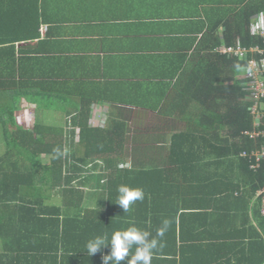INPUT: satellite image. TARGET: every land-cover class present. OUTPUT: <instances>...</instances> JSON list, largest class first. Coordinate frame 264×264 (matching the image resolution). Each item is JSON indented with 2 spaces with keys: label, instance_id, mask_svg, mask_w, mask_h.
Wrapping results in <instances>:
<instances>
[{
  "label": "crops",
  "instance_id": "crops-1",
  "mask_svg": "<svg viewBox=\"0 0 264 264\" xmlns=\"http://www.w3.org/2000/svg\"><path fill=\"white\" fill-rule=\"evenodd\" d=\"M251 1L255 0H0V68L1 55L11 56L1 49L2 38H9L14 41L8 45L14 46L17 61L14 77L24 79L19 93L26 94L19 101L16 121L62 127L68 149L69 142L80 139L76 115L88 102L87 126L124 123L126 150L139 147L123 164L137 165L132 182L147 194L146 203L136 202L139 228L145 229L140 221L148 214L151 224L167 219L174 208H185L189 217L184 231L189 236L202 231L228 235L234 226L237 232L245 225L256 228L264 238L258 219L250 216V222L243 223L244 213L235 225L211 217L206 226L200 217L220 213L224 194L212 193H223L225 184L219 177L226 164H218L220 151L210 147L208 135L196 137L208 129L219 131L221 126L219 118L210 119L199 111L197 98L202 92L197 76L203 71L196 63L209 57L214 36L223 30V19ZM208 29L216 31L214 36H204ZM38 107L58 111L56 118L46 115L55 120L39 118ZM224 131L219 132L223 135ZM180 133L185 142L173 144ZM185 158L195 161V170L186 168ZM209 159L216 161L211 170L206 165ZM95 183L94 177L76 183L88 207L96 205ZM52 198L62 203L60 196ZM228 245L211 256L225 252L230 259L218 258L216 264L244 259L240 247L231 252ZM197 252L191 255L196 257Z\"/></svg>",
  "mask_w": 264,
  "mask_h": 264
},
{
  "label": "trees",
  "instance_id": "trees-1",
  "mask_svg": "<svg viewBox=\"0 0 264 264\" xmlns=\"http://www.w3.org/2000/svg\"><path fill=\"white\" fill-rule=\"evenodd\" d=\"M262 12L264 0L251 1L223 19L220 34L214 36L216 31L208 29L204 36H214V43L208 52L209 57L196 63L203 71V74L196 75L198 90L202 92L197 98L201 109L198 110L210 119L219 118V131L225 130L223 135L216 128L196 135H208L206 141L210 147L220 151L218 164H226L221 173L223 176L219 177L225 184L223 193H212L213 196L224 194L223 204L220 213H203L200 216L206 226L210 224L211 217V220L235 225L244 213L243 223L250 222V216H253L264 227L263 194L257 195V191L264 188V160L257 162L254 156H250L251 152L264 146V96L253 98L249 89L251 77L246 75L250 58L264 59V40L253 27L254 16ZM11 42L14 41L2 38L1 49L10 51L11 56L1 55L0 68V124L4 135L0 155V264H102L101 256L108 252V248L88 256L84 250L85 243L97 235L110 237L113 231L128 227L130 222L138 227L137 204L123 213L115 202L118 186L136 187L132 181L137 176V165L133 163V167H124L123 164L129 154H136L139 147L126 150L124 123L110 122L102 128L87 126L88 102L76 115L80 139L69 142L68 149H65L68 141L62 139V127L39 121L20 125L15 112L26 94L19 93L24 79L14 77L17 61L14 46L8 45ZM239 45L246 49L257 47L262 52L257 50L241 57L221 51L224 47ZM8 65H12V70ZM252 133L256 135L251 137ZM215 134H218L217 138ZM181 135L174 139L173 144L185 142L186 138L179 137ZM54 149H59L60 154L57 155ZM243 152L247 155L241 156ZM44 157L48 159L47 163L43 162ZM187 162L186 168L195 170V161L185 158L184 163ZM215 164L213 159L206 163L210 170ZM100 166L103 169L98 173ZM91 177L95 178L99 192L96 205L88 207L78 195L84 191L76 183L89 182ZM192 185V188L197 186ZM58 196L62 198L61 204L44 203ZM145 196L137 202L141 205L146 203L148 198ZM170 212L172 215L167 217L169 227L161 238L162 246L154 251L151 264H191L190 260H195V264H216L218 258L230 259L225 252L211 256L216 249L225 248L223 245L228 244L226 247L230 248L227 251L240 247L244 254V259H238L236 264L264 263V238L256 228L244 225L243 230L236 232L237 226H234L228 235L204 234L202 231L189 236L184 231L185 218L189 217L185 208H174ZM205 218L209 219L208 223ZM150 219L148 214L140 225L155 236L163 220L150 224ZM194 251H198L196 257L191 255Z\"/></svg>",
  "mask_w": 264,
  "mask_h": 264
},
{
  "label": "clouds",
  "instance_id": "clouds-1",
  "mask_svg": "<svg viewBox=\"0 0 264 264\" xmlns=\"http://www.w3.org/2000/svg\"><path fill=\"white\" fill-rule=\"evenodd\" d=\"M257 15H264V12ZM257 15L253 18V24ZM54 152L57 155L60 154L59 149H54ZM100 165H102L101 162ZM144 196L142 188L122 184L117 188L115 203L119 205L123 213H127L137 201H142ZM168 227L169 221L163 220L153 236L150 231L141 229L130 222L128 227L113 231L110 237L97 235L89 239L85 243L84 250L88 256H92L107 247L108 252L101 256L102 264H151L154 251L162 246L161 238ZM133 249H135L134 252Z\"/></svg>",
  "mask_w": 264,
  "mask_h": 264
},
{
  "label": "built area",
  "instance_id": "built-area-1",
  "mask_svg": "<svg viewBox=\"0 0 264 264\" xmlns=\"http://www.w3.org/2000/svg\"><path fill=\"white\" fill-rule=\"evenodd\" d=\"M254 23L257 25V29L256 30L254 29L255 33L259 34L264 40V15H257ZM259 26H261L260 29H259ZM257 50L258 52H262L261 50L257 49V47H250L249 49H246V48L240 47L239 45L237 47L227 46V47H224L221 51L228 52V53H234L236 56L244 57L246 56L247 53H253ZM247 67L248 68H246V70H249V71L248 73H246V75L248 77H251V80L249 81L250 82L249 89L253 93L252 95L253 98L259 99L260 97L264 96V59L258 61V60H254L253 58H250L248 61ZM253 110L254 111L256 110V104L253 107ZM255 135L256 133H252L251 137H254ZM245 155H247L246 152H243L241 154V156H245ZM250 156H254L257 162L264 160V146H262L261 149L257 151L251 152ZM257 165L258 164L253 165V167H256ZM261 194H263L262 213L264 214V188L259 189L257 191V195H261Z\"/></svg>",
  "mask_w": 264,
  "mask_h": 264
},
{
  "label": "rangeland",
  "instance_id": "rangeland-1",
  "mask_svg": "<svg viewBox=\"0 0 264 264\" xmlns=\"http://www.w3.org/2000/svg\"><path fill=\"white\" fill-rule=\"evenodd\" d=\"M255 24V23H254ZM254 29L256 30L257 29V25L255 24L254 26ZM260 27L261 26H259V29H260ZM255 50V49H254ZM38 109V111H37V116L39 117V118H41V119H47V117H46V115H47V113L49 114V115H51V114H53V115H55V118H56V116H57V112L58 111H56V110H48V111H45V110H43L42 108L41 109H39V107L37 108ZM55 118H51V119H47L48 121L49 120H55ZM34 120V119H33ZM47 120H46V122H47ZM59 120L60 119H58V120H56V123H58L59 122ZM22 123H23V121H21ZM3 129H2V126H1V124H0V155H1V153H2V151H3V147H4V135H3V131H2ZM43 162H48V159L46 158V157H44L43 158ZM60 201V198L59 199H55V198H51V199H49V200H45L44 201V203L45 204H56V203H60L59 202Z\"/></svg>",
  "mask_w": 264,
  "mask_h": 264
}]
</instances>
